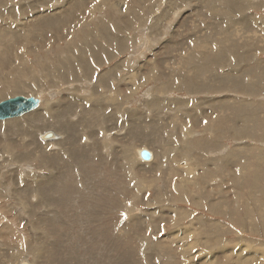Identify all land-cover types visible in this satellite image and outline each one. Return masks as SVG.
<instances>
[{
    "label": "rangeland",
    "instance_id": "374dc122",
    "mask_svg": "<svg viewBox=\"0 0 264 264\" xmlns=\"http://www.w3.org/2000/svg\"><path fill=\"white\" fill-rule=\"evenodd\" d=\"M68 2L0 0V264H261L264 0Z\"/></svg>",
    "mask_w": 264,
    "mask_h": 264
},
{
    "label": "water",
    "instance_id": "95a60500",
    "mask_svg": "<svg viewBox=\"0 0 264 264\" xmlns=\"http://www.w3.org/2000/svg\"><path fill=\"white\" fill-rule=\"evenodd\" d=\"M42 100L37 96L17 95L0 102V121L23 117L40 109ZM60 138L54 131L48 130L41 135L43 141H55ZM143 160H153L154 156L148 150H142Z\"/></svg>",
    "mask_w": 264,
    "mask_h": 264
},
{
    "label": "bare ground",
    "instance_id": "6f19581e",
    "mask_svg": "<svg viewBox=\"0 0 264 264\" xmlns=\"http://www.w3.org/2000/svg\"><path fill=\"white\" fill-rule=\"evenodd\" d=\"M75 1V2H74ZM78 1H81V0H69V2H68V4L70 5L71 4V6H72V8H69V5H68V7L64 10L65 12H69V11H72V9L74 10H77L80 6H76V3L78 2ZM80 5H83V4H81V2H78ZM228 3H230V7L232 8V9H239V10H236V12L238 11V12H240L241 13V11H240V9H242L243 11H244V9L243 8H237V7H235V5H234V3H233V0H228ZM70 6V7H71ZM92 6V5H91ZM88 7V6H87ZM141 8V7H140ZM74 10V11H75ZM140 11H141V9H140ZM40 12V11H39ZM43 13V12H42ZM41 13V14H42ZM123 13V12H122ZM218 14V13H217ZM54 16V18H59V15H57V14H55V12L53 13V15H51V14H47V15H42V16H40V18L39 17H37V20L36 21H34L33 19H32V22L31 23H29V25L30 26H34V25H37L38 27H39V24H38V22L43 18H51L52 19V17ZM105 19V18H104ZM45 20V19H44ZM126 20V19H125ZM124 21V20H123ZM126 23H127V21H126ZM245 23V20H244V22L242 23V24H244ZM127 25H129L130 26V24L129 23H127ZM156 26V25H155ZM40 27L42 28V31L44 30L43 29V21H41V23H40ZM30 29H33V27H31ZM116 29V28H115ZM117 30V29H116ZM124 30H127V28H125ZM17 31V30H16ZM50 31V30H49ZM36 32H38V31H36ZM51 32V31H50ZM60 32V31H59ZM94 32H97V31H94ZM99 32V31H98ZM22 33H23V31H22ZM59 34V33H58ZM18 36H19V34H18ZM24 36V35H23ZM103 35L101 34V33H97L96 34V36H95V39H94V41L95 42H91V40H88V42H89V44H91V46H93V51H92V54L94 55V56H101V53H103L102 51V46H101V44H100V42L99 41H102V40H99V38H101ZM43 37V36H42ZM45 38V37H44ZM17 39H18V37H17ZM37 39V38H36ZM31 40V39H30ZM33 40V39H32ZM21 41V40H20ZM32 43V42H31ZM59 43V42H58ZM121 43H123V42H121ZM38 44V43H37ZM42 44V43H41ZM197 44H200L199 42L197 43ZM32 45H34V43L32 44ZM121 45V44H120ZM228 44L225 42V44H224V46H223V48L221 49V51H222V53H225V51L223 50V49H225V48H228V46H227ZM85 46H86V48H90L91 46L89 45H87V43L85 44ZM95 48H98V49H96L97 51L95 52ZM195 48V47H194ZM28 51V50H27ZM26 51V52H27ZM29 52V51H28ZM199 52H202L201 50L199 51ZM70 53V52H69ZM97 54V55H96ZM109 53L107 54L106 53V57H109ZM194 58H196V57H194ZM204 60H206V57L205 58H203ZM208 59V58H207ZM223 58H218V59H215V58H212V60L211 61H209L212 65L213 64H215V63H213V62H220L221 60H222ZM195 62H197V60H195ZM64 64H67V62H64ZM159 64V63H158ZM0 67H2V66H0ZM144 67V66H143ZM2 68H4V67H2ZM195 69H197L195 66H194V68H193V73L195 74ZM5 74H6V72H5ZM1 75V74H0ZM143 75V74H142ZM145 75H143L142 77H144ZM141 77V76H140ZM3 79H5V77H3ZM0 80H1V78H0ZM21 80V79H20ZM165 80H166V78H165ZM3 81V80H2ZM2 81H1V83H2ZM13 82V81H12ZM19 82V81H18ZM10 83V82H9ZM8 83V84H9ZM2 84H4V83H2ZM7 84V85H8ZM24 84V83H23ZM182 84L184 85V86H186L187 88H192V87H196L197 86V83L195 82V80H192V79H189V78H185L183 81H182ZM17 86V85H16ZM20 86V85H19ZM183 86V87H184ZM18 87V86H17ZM199 88V87H198ZM196 89V88H195ZM71 98H68V100H70ZM113 99V98H112ZM111 99V100H112ZM63 100H66V98L65 99H63ZM65 106L66 105H64V108H65ZM98 108V107H97ZM40 110H37V111H35L34 113H37V112H39ZM51 111H53L52 109H51ZM34 113H32V114H34ZM211 124V123H210ZM186 172V171H185ZM189 172V171H188ZM185 229V231H184V233L186 234L187 233V229L186 228H184ZM189 230H191V229H189ZM225 249V248H224ZM224 249L221 251V252H223V253H226V251H224ZM230 250H232V248L230 249ZM261 258H263V261L261 262V264H264V254H263V257H261ZM258 261H259V258H258ZM23 262V261H22ZM21 264H26L25 262H23V263H21Z\"/></svg>",
    "mask_w": 264,
    "mask_h": 264
}]
</instances>
